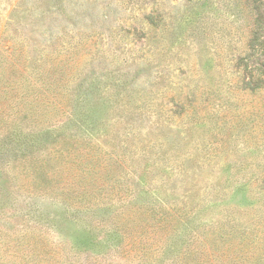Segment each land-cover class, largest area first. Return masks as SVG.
<instances>
[{"label":"rangeland","instance_id":"1","mask_svg":"<svg viewBox=\"0 0 264 264\" xmlns=\"http://www.w3.org/2000/svg\"><path fill=\"white\" fill-rule=\"evenodd\" d=\"M255 15L252 0H0V264H264ZM116 202L139 212L110 243L90 223ZM153 203L188 208L174 225L200 231L194 252L158 226L125 243Z\"/></svg>","mask_w":264,"mask_h":264},{"label":"trees","instance_id":"2","mask_svg":"<svg viewBox=\"0 0 264 264\" xmlns=\"http://www.w3.org/2000/svg\"><path fill=\"white\" fill-rule=\"evenodd\" d=\"M253 1V9L256 13L255 18H254V25L257 28L256 30L254 29V32L252 34V38L249 40L248 46L250 50H254V52H257V48H262L264 49V40H262L260 38V34L261 31H264V1L263 0H252ZM262 57H258L254 60L251 59H244V71L247 72V68L248 65H251V70L249 71V76H250V81H248L245 85V88H250V89H254L256 87H258V84H253L252 80H254V71H258L261 74H264V53H262L261 55ZM262 58V60L260 59ZM243 60V59H242ZM250 62H252L250 64ZM262 80L261 77H259V81ZM35 157V156H34ZM109 161H111L108 165H104V168L107 169V174L110 175V173H112L115 164H117V160H113L110 159ZM83 167L82 169L78 172L79 175L82 176V174H84L83 172ZM50 176H47L44 180L41 181V186L43 185V182L46 179H50ZM54 187H58L57 185L53 184L52 186V190H54ZM49 189L47 186L42 187L41 191H45ZM40 192V191H39ZM57 192V191H56ZM64 192V191H62ZM115 205V213L114 215L111 217H109V220H96V222L94 223H90V224H94L93 227H91L93 230L94 228H97L99 226H102L103 230L108 232L110 231V233L108 234V238L109 240H107L108 242L112 243L114 241V238L116 237V234L113 233V231H117L118 228H121V225L118 226V228L115 226L117 225V222H119V220H125L126 223H129L131 221L136 222L137 221V214L139 212V207L136 205H130V204H121L119 202L114 203ZM148 207L151 208V210L156 211L158 208L159 210H161V215L160 217L158 216V214H153L150 215L149 218L145 221V222H141L138 221V226L134 227V228H130V227H126L125 229L121 230V235H123L126 238L125 243L131 239V235L138 233L135 230L139 231V225L144 228L146 231H150V228H155L156 226H158L161 230L165 231L167 234H173L172 232L174 231V233H176V235H178V240L176 242L175 245H173V248L170 247V249L176 250L178 249L181 254H188L190 252H194V248L193 249H189V247H191L190 244L194 243L195 241H197L200 237V231H197L196 229H186L185 231H179V228L176 227L174 225L175 221H182L183 217H185L186 214H188V208L187 207H176V206H172V205H164L159 203L158 206H156L155 203L150 204ZM176 207V208H175ZM141 208H143L141 206ZM148 208V209H150ZM157 208V209H156ZM146 211H150V210H146ZM158 216V217H157ZM153 221H149V219H153ZM112 225H114L112 227ZM182 226V225H181ZM112 227V228H111ZM113 237V238H112ZM244 239L241 240L239 242V244H242L244 246L249 247L251 245V242H254V239L250 237V235H245L243 236ZM124 243V244H125ZM184 244H186L187 247L184 246ZM229 244H231V242L229 241ZM225 243L222 245V248L220 252L222 253H226V252H230L228 251V249L230 248V245H227L226 247ZM235 246V245H234Z\"/></svg>","mask_w":264,"mask_h":264}]
</instances>
